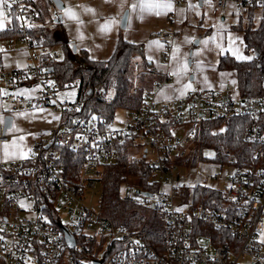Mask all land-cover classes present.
I'll return each instance as SVG.
<instances>
[{"label":"built area","instance_id":"built-area-1","mask_svg":"<svg viewBox=\"0 0 264 264\" xmlns=\"http://www.w3.org/2000/svg\"><path fill=\"white\" fill-rule=\"evenodd\" d=\"M172 1L175 9L184 0ZM212 3L221 12L231 6L235 11L264 10V0ZM2 6L10 22L19 24L17 40L27 53V64L0 69V86L5 90L0 98L10 103L11 113L49 109L57 121L33 139L25 158L0 162V264H264V63L257 69L258 95L241 96L229 84L224 91L194 85L181 97L158 100L157 92L171 75V53L182 37L172 11L167 28L149 36L163 45L166 69L147 62L143 71L159 81L153 91H143L138 109H129L128 123L113 129L104 117L68 115L82 105L76 99L78 86L66 88H75L73 102L57 98L58 91L66 90H59L48 66L58 59L57 49L29 37L31 28L57 25L43 14L38 0H7ZM14 41L0 45V53L13 50ZM21 84L34 86V95L18 94ZM98 98L110 103L113 93L99 91ZM230 118L242 121L240 142L247 148L239 155L226 151L224 160H219L214 148L204 147L194 165L182 162L194 151L206 122ZM227 128L222 122L211 133L224 134ZM10 139L0 124V143ZM125 142L130 148H141L132 157L144 160L152 175L150 182L157 186L154 193H147L137 188L135 177L122 176V199L142 203L162 216L165 236L159 248L148 245L140 233L115 225L99 204L94 209L84 200L88 190L101 186L102 168L116 161ZM61 147L82 157V167L74 176L67 173L68 177L59 164L57 149ZM203 161L222 172L213 170L197 184L182 183L181 171ZM197 187L217 191L220 206L196 201L192 191ZM66 233L73 239L72 248ZM214 240L227 243L217 245Z\"/></svg>","mask_w":264,"mask_h":264},{"label":"trees","instance_id":"trees-1","mask_svg":"<svg viewBox=\"0 0 264 264\" xmlns=\"http://www.w3.org/2000/svg\"><path fill=\"white\" fill-rule=\"evenodd\" d=\"M250 13L253 10H249ZM264 19V10L262 20ZM42 21V18H38ZM21 36L20 27L15 20L7 29L0 30V41L14 39ZM29 37L32 41L42 44L48 48L61 47L62 58L48 63L52 68V78L59 90L67 88L68 84L76 85L79 88L76 99L82 101L80 107L69 111L68 115L81 118L91 116L104 117L109 123L112 122L116 109H138L142 102V92L137 93L133 84V61L140 60L145 67L147 62L143 59V48L141 44L127 42L118 38L115 42L112 53L103 60H94L89 57L85 50H75L65 38L64 32L56 25L54 28L39 26L29 30ZM243 42L246 50L253 52L250 60H237L230 55H221L218 58L217 68L235 73L236 88L241 96H255L259 94L257 84V69L264 63V27L247 29L244 31ZM3 62L0 54V69ZM24 85V84H23ZM99 91L113 93V100L110 103L101 101L98 98ZM136 92V93H135ZM222 122L227 125L224 134H212L213 126ZM222 122H206L195 142L192 152V160L201 159L202 148H214L219 160H224L223 154L226 151L238 154L245 147L240 142L242 133V121L239 119H227ZM60 153L59 164L63 172L76 175L82 167V157L67 148H58ZM131 148L128 142L123 143L118 150V157L113 164L102 168L101 195L99 208L101 212L114 222L115 225L138 232L144 241L154 247L164 246V226L161 215L153 208L142 203L129 204L122 199V176L136 178L137 188L147 192L156 191V183L150 182L151 173L142 158L132 157ZM189 159L182 162L187 163ZM69 177V175H67ZM186 189L184 193H186ZM192 193L196 201H205L211 207H219L221 196L212 189L195 188ZM212 203H209V202ZM208 232L215 233L211 230ZM226 235V233H225ZM227 239L228 237L227 234ZM230 240V239H229ZM217 245H225L227 241H215ZM234 242V240H233ZM236 242V241H235Z\"/></svg>","mask_w":264,"mask_h":264},{"label":"crops","instance_id":"crops-1","mask_svg":"<svg viewBox=\"0 0 264 264\" xmlns=\"http://www.w3.org/2000/svg\"><path fill=\"white\" fill-rule=\"evenodd\" d=\"M60 1L62 3V8L57 9L59 12L57 16H53L54 19H49L57 23L59 28L64 32L66 40L71 45H75L77 50H85L89 57L94 60H103L112 53L115 42L118 38H121L127 42L141 44L144 61L154 64L160 70L166 69V65L162 59L163 45L155 39H150L149 36L153 32L167 28V16L174 11L176 19L175 29L180 32L182 37L181 40L176 43L171 53L168 64V70L171 75L168 81L163 85V88L157 92L158 100H169L181 97L194 85L202 90L224 91L235 81H233V72L227 71L223 74L224 78L227 79L225 85L212 84L207 80L196 77V73L201 68V63L199 61L193 60L192 62L190 61V65L187 64L188 54L191 53V51L194 52L198 50L197 46L200 45L199 43L201 41L206 42L211 39L208 31L211 27H202V18L197 21L193 12H195L197 8L206 6L212 10L211 13L214 14L213 16L215 18L220 17L221 20H224L228 14L233 17V13L235 12L233 6L221 12L214 8L212 0H201L200 3L198 1L194 2L193 0H184L183 4L175 9L172 0ZM134 4L137 5V7L133 8L132 6ZM148 4H167L170 5V7L161 6L149 8L146 6ZM38 5L40 8L46 10H49V5L55 8L51 0H48V2L38 0ZM124 12H127L126 22L124 28H121V18ZM157 12L160 14L157 15ZM0 13H3V15L0 16V23L3 24V29L9 28L11 22L7 18L2 4H0ZM215 18H213V20H215ZM105 25H109L107 30H105ZM206 35L208 36L207 38L205 37ZM8 40L0 41V45L8 44ZM194 42H197V44L193 45ZM0 54H2L3 58L1 64L3 69L23 67L27 64V53L23 44L18 40L13 42V50ZM219 56L216 58V64ZM137 61L140 62L139 59H137ZM190 76H192L191 79ZM157 81H159V79L155 77L153 83ZM231 87L233 88V85ZM16 92L20 95L32 96L34 95L35 87L21 84L16 88ZM4 94L5 90L3 86H0V97ZM1 101L8 103L7 109L2 111L5 115L4 118L8 116L11 117L9 112L10 103L8 101ZM18 114H29L30 116L38 115L44 120V127L33 133L31 142L39 133L47 131L51 126L55 125L57 121L56 115L49 109ZM3 120L2 122L0 121L2 125ZM11 127L12 119L11 126L5 129L8 135H10L8 130ZM12 140L13 138L11 135V139L7 143H0V147L8 149V147L12 146ZM30 146L31 143L19 152L1 155L0 162L15 161L25 158L29 154Z\"/></svg>","mask_w":264,"mask_h":264},{"label":"rangeland","instance_id":"rangeland-1","mask_svg":"<svg viewBox=\"0 0 264 264\" xmlns=\"http://www.w3.org/2000/svg\"><path fill=\"white\" fill-rule=\"evenodd\" d=\"M48 2V0H43V2ZM58 10L49 5V10L44 9V15L47 18L54 19V15L57 16ZM212 10L209 7L197 8L194 15L196 20H203L201 26L204 28H210L209 35L210 40L205 42H200L197 47L198 50L191 51L190 60L199 61L201 63V68L196 73L197 78L207 80L208 82L216 85H225L227 79L224 78L223 74L227 70H220L217 68L216 58L219 55H230L237 60H250L253 57V52L251 50H246L243 42L244 31L247 29L255 30L259 26L263 25L264 19L262 20V9H254L252 13L249 9H243L240 11H235L233 17L229 14L226 15L224 20L220 17H214L211 13ZM215 18V20H213ZM202 37V36H201ZM202 39V38H201ZM194 41V40H193ZM58 59L62 58V49L57 46ZM188 54V53H187ZM242 57H247L249 59H243ZM189 57L187 56V59ZM137 62V68H134L133 84L136 88V92L140 93L144 90L153 91L154 89V76L147 74L143 71V66L137 59L133 61V65ZM5 63V62H4ZM233 81L236 82L235 73L233 72ZM230 84L233 87L236 83ZM2 91V90H1ZM135 92V93H136ZM76 93L75 88L71 87L65 91H58L57 98L59 100L68 99L73 102ZM8 103L2 102L0 100V121L2 122L4 118L3 110H6ZM12 117V127L9 128L8 133L12 135V146L8 149H3L0 147V156L8 153L19 152L31 143V138L33 133L44 127V120L38 116H30L29 114H18L11 113ZM129 121V110L125 108H118L115 110L113 119L111 122V128L120 129ZM196 145H194L195 147ZM132 155L139 154L141 148L133 147L131 148ZM192 154V153H191ZM188 158V163L194 165L198 159L192 160V156ZM2 162V161H1ZM8 162V161H7ZM213 170L217 172H222L219 168L212 166L209 162L203 161L199 165H196L189 169H184L181 171L182 179L181 182L186 185L197 184L200 180L205 178L206 174H210ZM136 181V179H135ZM212 186L220 187V184L213 183ZM122 193V191H121ZM101 195V186L97 184L93 190H88L84 195V200L87 205L96 209L98 207ZM162 219V217H161Z\"/></svg>","mask_w":264,"mask_h":264},{"label":"water","instance_id":"water-1","mask_svg":"<svg viewBox=\"0 0 264 264\" xmlns=\"http://www.w3.org/2000/svg\"><path fill=\"white\" fill-rule=\"evenodd\" d=\"M52 4L55 6L56 9H61L62 8V3L60 0H51ZM198 2L200 3L201 0H198ZM126 16H127V12H124L122 18H121V28H124L125 26V22H126ZM197 42H194L193 45H196ZM72 49L73 51L75 52L76 48H75V45L72 46ZM190 55L191 53L188 54V61H187V64L190 65ZM192 78V76H190V79ZM11 117L8 116V117H5L4 120H3V126L4 128H8L11 126ZM66 240H67V243H68V246L69 248H72L74 242H73V239L71 237V235L67 234L66 233Z\"/></svg>","mask_w":264,"mask_h":264},{"label":"snow or ice","instance_id":"snow-or-ice-1","mask_svg":"<svg viewBox=\"0 0 264 264\" xmlns=\"http://www.w3.org/2000/svg\"><path fill=\"white\" fill-rule=\"evenodd\" d=\"M7 2V0H0V4H3V3H6ZM147 7H149V8H152V7H161V6H164V7H170V5H159V4H148V5H146ZM133 8H135V7H137V5H133L132 6ZM157 15H159L160 13L159 12H157L156 13ZM3 15V13H0V16H2ZM105 27V30H107L108 29V27H109V25H105L104 26ZM0 30H3V24L2 23H0ZM205 43H207V41L205 42ZM243 59H249V58H247V57H242ZM190 87V86H189ZM22 207H23V205H21Z\"/></svg>","mask_w":264,"mask_h":264}]
</instances>
